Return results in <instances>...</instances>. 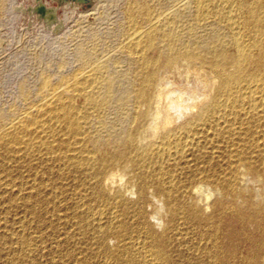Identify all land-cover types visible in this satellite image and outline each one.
Returning a JSON list of instances; mask_svg holds the SVG:
<instances>
[{
	"label": "bare ground",
	"instance_id": "1",
	"mask_svg": "<svg viewBox=\"0 0 264 264\" xmlns=\"http://www.w3.org/2000/svg\"><path fill=\"white\" fill-rule=\"evenodd\" d=\"M238 1L129 0L131 69L93 44L57 85L41 79L0 136L20 170L2 185L18 223L98 236L111 264H264V0ZM226 218L256 234L249 251Z\"/></svg>",
	"mask_w": 264,
	"mask_h": 264
},
{
	"label": "rangeland",
	"instance_id": "2",
	"mask_svg": "<svg viewBox=\"0 0 264 264\" xmlns=\"http://www.w3.org/2000/svg\"><path fill=\"white\" fill-rule=\"evenodd\" d=\"M128 1L89 0L78 4L58 0H0V136L9 124L38 103L42 78L51 85H57L79 68L78 47L95 44L105 52L102 55L110 57L109 64L118 63L122 72L131 69L132 65L118 52ZM148 2L150 6H168L169 0ZM184 17L191 20L190 15ZM1 138L0 264H83L81 261L87 247L92 248L87 253V264H109L111 258L96 243L98 236H77L76 232L73 236H65L67 226H46L43 223L33 224L32 228L38 230L34 236L32 230L24 226V223L27 225L26 220L18 223V210L7 204L10 192L2 191V185H9L10 190L11 185L17 182L16 175L20 170L13 147L7 146ZM27 169H22L25 176L29 174ZM221 228L223 233L234 238L236 244L242 247L246 244L243 248L249 251L250 244L246 238L256 235L252 233V227L245 226V233L252 234L241 236L243 232L236 223L226 218ZM107 237L110 256L116 243L112 242L111 236Z\"/></svg>",
	"mask_w": 264,
	"mask_h": 264
}]
</instances>
